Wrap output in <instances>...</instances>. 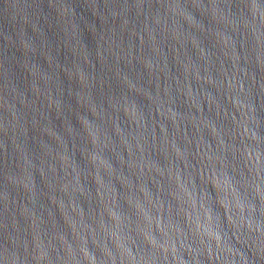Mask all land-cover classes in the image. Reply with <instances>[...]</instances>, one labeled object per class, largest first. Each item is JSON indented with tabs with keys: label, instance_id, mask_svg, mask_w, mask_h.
Listing matches in <instances>:
<instances>
[{
	"label": "water",
	"instance_id": "95a60500",
	"mask_svg": "<svg viewBox=\"0 0 264 264\" xmlns=\"http://www.w3.org/2000/svg\"><path fill=\"white\" fill-rule=\"evenodd\" d=\"M0 264H264V0H0Z\"/></svg>",
	"mask_w": 264,
	"mask_h": 264
}]
</instances>
